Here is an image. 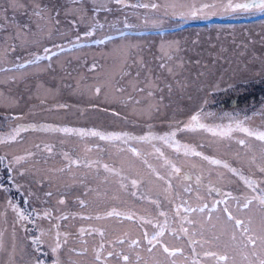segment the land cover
Segmentation results:
<instances>
[{
	"label": "rangeland",
	"instance_id": "obj_1",
	"mask_svg": "<svg viewBox=\"0 0 264 264\" xmlns=\"http://www.w3.org/2000/svg\"><path fill=\"white\" fill-rule=\"evenodd\" d=\"M0 264H264V0H0Z\"/></svg>",
	"mask_w": 264,
	"mask_h": 264
},
{
	"label": "water",
	"instance_id": "obj_2",
	"mask_svg": "<svg viewBox=\"0 0 264 264\" xmlns=\"http://www.w3.org/2000/svg\"><path fill=\"white\" fill-rule=\"evenodd\" d=\"M197 125H199V124H197Z\"/></svg>",
	"mask_w": 264,
	"mask_h": 264
}]
</instances>
